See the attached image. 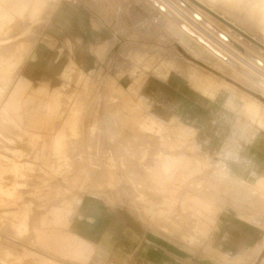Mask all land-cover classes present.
Instances as JSON below:
<instances>
[{
    "label": "rangeland",
    "instance_id": "obj_1",
    "mask_svg": "<svg viewBox=\"0 0 264 264\" xmlns=\"http://www.w3.org/2000/svg\"><path fill=\"white\" fill-rule=\"evenodd\" d=\"M156 3L154 0H30L23 15L19 16L4 7L0 0V87L9 89L13 84L11 94L16 91V86L22 88L19 99L15 100L16 106L13 104L8 108L5 103L0 106V197L13 200L18 198L14 195L16 192H25L28 198L34 197L35 122H38L40 195L42 188L52 184V178L65 177L70 169L67 153L57 150L52 156L47 153L48 167L41 169L39 149L42 143L55 145L59 150L61 143H81L82 136L69 118L80 117L84 111H121L124 113L123 144L138 145V154L133 153L138 157L133 158H138L140 175L151 176L150 166L153 161L163 159L164 150L181 151L189 196L185 208L193 214L199 233L206 235L216 225L221 234L234 225L236 217L264 226V164L249 169L255 174H243L252 180L239 179L233 186L223 163L233 149L234 137L253 141L260 132L264 137V91L240 72L213 62L204 52L186 43L179 36L173 20L158 6L159 3L168 4V12L180 23L183 19L173 14L171 10L174 8H179L188 20L196 16L201 23L209 24L214 34L238 48L245 62H256L255 67L264 71V0H157ZM66 10L69 18L64 14ZM34 42L35 45L32 44ZM37 44L38 48L44 49L49 60L44 58L36 63L38 79L36 82L33 80L35 84L31 89L30 79L35 73V65L28 66L25 79L16 85L14 78ZM178 66L186 75L178 72ZM240 69L243 71L242 67ZM151 80L156 81L154 86ZM260 80L264 83L262 78ZM117 83L123 87L116 88ZM132 83L135 86L128 87ZM167 84L183 93L187 88L204 94L205 101L211 106L219 105L227 112V116L220 114L215 121L225 126V133L219 135L215 144H211L212 138L204 140L201 133L182 125L177 115L170 114L165 120L154 112L156 107L165 105L159 95L150 98L145 90L167 88ZM35 88H38V96L33 97ZM246 95L252 100L249 101ZM218 96L223 99L216 101ZM5 99L9 100V92ZM39 117H48L44 122L46 125L39 124ZM54 123L60 124L57 131ZM17 143L32 151H1L3 145L14 146ZM100 147L103 149L104 146ZM170 170L177 168L171 167ZM236 183L241 187L236 189ZM79 193L110 211L120 206L127 207L119 202L111 205L103 197L96 198L86 191ZM254 197L257 201L253 200ZM25 206L32 208L33 200H28ZM250 207H259L263 212L253 211ZM127 212L153 231L150 214L142 210L145 216L142 219L131 209ZM27 224L26 220L24 226ZM159 233L161 238L170 240L171 245L183 250L186 264H245L243 259L249 257V254L243 257L240 250L236 256L224 260L207 249L205 243L194 240L193 234L185 229L171 236L162 231ZM11 238L10 233L0 231V244L13 242L60 264H88L73 256L34 246L28 240L12 241ZM223 250L235 254V244H226ZM263 261L264 249L255 264Z\"/></svg>",
    "mask_w": 264,
    "mask_h": 264
},
{
    "label": "crops",
    "instance_id": "obj_2",
    "mask_svg": "<svg viewBox=\"0 0 264 264\" xmlns=\"http://www.w3.org/2000/svg\"><path fill=\"white\" fill-rule=\"evenodd\" d=\"M29 1L1 0V3L15 14L22 16ZM30 54L27 56L29 60L26 58L19 74L14 78L16 85L22 83L28 66L36 61L38 44ZM37 79L38 65L35 64V73L30 79V89ZM151 82L154 86L156 81L151 80ZM133 84L128 87L135 86ZM167 85L169 86L167 88L145 90V94L150 98L159 95L165 105L156 107L154 112L165 120L170 114L177 115L182 125L192 128L195 133H201L204 140L212 138L211 144H215L219 135L223 136L225 133V126L216 124L215 121L220 114L227 116V112L219 105L211 106L205 101L204 94L200 95L186 88V95L178 88ZM11 87L12 84L9 89L0 87V106L8 92L9 96L11 95ZM115 87L119 88L123 85L117 83ZM5 90L8 91L5 92ZM32 93L33 97L38 96V88H35ZM188 95L193 96L194 100ZM247 98L249 101L252 100L250 96ZM199 99L207 104L201 103ZM215 99L220 101L223 98L218 96ZM47 118L39 117V124L46 125L44 122ZM69 120H73L72 125L77 127L78 134L82 136V142H68L63 144L60 150L55 145L42 143L39 149L42 158L41 169L48 167L47 153H51L52 156L56 150L67 153L70 169L65 177L52 178V184L42 188L40 195H38V122H35L34 197L28 198L25 192L14 193L18 198L13 200L0 197V231L10 233L13 237L12 241L28 240L34 246H41L57 254L73 256L88 264L132 262L135 264H186L183 261L186 256L183 250L171 245L170 240L161 238L159 233L162 231L171 236L174 232L185 229L193 234L194 240L205 243L207 249L224 260L236 256L240 250L243 251V257L254 251V254L251 253V256L247 258V260L251 259L250 261L246 259L243 261L247 262L245 264L256 263L264 249V226L236 217L234 225H230L229 229L223 230L221 234L216 225L206 235L196 230L195 218L185 208L189 196H187L186 172L182 170L181 165L184 159L180 150L178 152L164 150L163 159L152 162L150 166L152 174L148 178L140 175L138 158H133L138 157L133 154H138V145L123 144V112L84 111L80 117H72ZM59 126V123H54V128L58 129ZM232 144L234 149L224 159L225 167L229 169L230 175L238 180H252L249 175L243 174H255V171L250 172L249 169L264 164L263 135L260 132L253 141L234 137ZM102 145L103 149L100 147ZM7 150L32 151L20 143L14 146L3 145L1 151L5 153ZM171 167H176L177 170H170ZM80 191H86L96 198L103 197L111 205L119 202L127 207L119 205L120 207H116L115 211L104 209L99 204L83 198ZM28 200H33L32 208L25 206ZM76 206L78 208L75 211ZM128 209L142 219H145L142 210L150 214L153 218V231L127 212ZM250 209L263 212L260 208L257 210L250 207ZM227 211L234 214L228 208ZM26 220L28 224L24 226ZM226 244H235L236 253L224 251ZM219 252L228 256L219 255ZM213 261L216 260L213 259ZM0 264L60 263L9 242L0 244Z\"/></svg>",
    "mask_w": 264,
    "mask_h": 264
},
{
    "label": "bare ground",
    "instance_id": "obj_3",
    "mask_svg": "<svg viewBox=\"0 0 264 264\" xmlns=\"http://www.w3.org/2000/svg\"><path fill=\"white\" fill-rule=\"evenodd\" d=\"M154 2L156 3L157 0H154ZM157 4V3H156ZM166 4V3H165ZM160 10L162 12H165L169 18L171 20H173L174 22V25H176L178 27V31H179V36L186 42L188 43L189 45L193 46L197 51H201V52H204V54H206V56H209L211 60H213V62H217V63H220L222 64L223 66L225 67H228L232 70H235V72H240L243 76H245L247 79L251 80V81H254L256 83V85H258V87H261L262 91H264V83L260 80L261 78L264 80V71H262L260 68L258 69V67L256 66L255 67V64L256 62H254V64H252L250 61H244L245 58L241 57V53L239 52V49L230 45L229 42L224 38V37H221V36H218L216 34H214V30L210 29V25H206L207 23H201L200 22V19L197 18L196 16H193L192 20L191 19H187L184 17V15L182 14V11L179 9V8H174L173 10V14L177 15L178 19L179 18H182L183 22H178L174 19V17L172 16L171 13H169L168 11H170V6L167 4V5H164V4H158ZM172 9V8H171ZM65 16H67L69 18V14H68V11L66 10L65 11ZM72 14V13H71ZM70 14V15H71ZM188 17V16H187ZM189 18V17H188ZM82 24V23H81ZM80 24V26H81ZM84 27V26H83ZM77 29V27H74V29ZM32 44H36L35 42L32 43ZM33 46V45H32ZM189 48V47H188ZM27 49V48H26ZM191 49V48H190ZM11 50V49H10ZM28 50V49H27ZM26 50V51H27ZM12 51V50H11ZM31 51V48L29 51H27L28 53ZM195 51V50H193ZM6 52V51H5ZM27 54V53H26ZM196 54V53H195ZM31 55V54H30ZM28 56V55H27ZM12 57V56H11ZM10 57V58H11ZM208 57V58H209ZM27 58V57H26ZM47 61L49 60V57L46 55V52L44 51L43 48H38V54H37V58H36V61H34L32 63V66L35 65L38 61V64H39V61H42V59H44ZM12 59V58H11ZM19 59V58H18ZM27 60H29V58H27ZM10 61V60H9ZM173 61V60H172ZM171 62V61H170ZM168 62V63H170ZM27 63V62H26ZM173 63V62H172ZM180 63V62H179ZM189 64V63H188ZM179 65V64H178ZM196 66V65H195ZM258 66H261V65H258ZM177 67V66H176ZM199 67V66H198ZM240 67L243 68V71L245 69V72L242 71V69H240ZM175 68V67H174ZM263 68V67H262ZM178 72L179 73H182V75L184 74V70L181 69V67L179 68L178 66ZM185 69V68H184ZM190 70H188L189 72ZM176 73V71H175ZM208 73V72H207ZM14 74V73H13ZM28 74H30V72H28ZM159 74V73H158ZM157 74V76H158ZM211 74V73H210ZM34 75V74H33ZM186 75V74H184ZM183 75V76H184ZM190 75V74H189ZM194 75V74H193ZM239 75V74H238ZM30 76V75H29ZM212 76V75H211ZM211 76L209 78H211ZM12 77V76H11ZM28 77V76H27ZM33 77V76H32ZM31 77V78H32ZM68 78V77H67ZM216 78V77H215ZM206 79V78H205ZM214 79V78H213ZM194 80V79H193ZM207 80V79H206ZM215 80V79H214ZM208 81V80H207ZM210 81V80H209ZM217 81V80H216ZM12 82V81H11ZM262 83V84H261ZM204 84V83H203ZM202 84V85H203ZM13 85V84H12ZM196 85V84H195ZM260 85V86H259ZM198 87V86H197ZM200 89V87H199ZM210 89V88H209ZM130 90V89H129ZM21 91H22V88H17L16 86V91H12L13 93L9 96V100H6L4 101L2 104H6L8 105V108H10L13 104V106H16V101L15 100H18L19 99V96L21 94ZM87 91V90H86ZM209 91V90H208ZM206 92V90L204 91ZM26 94V93H25ZM193 95V94H192ZM208 95V94H207ZM193 97V96H192ZM204 97V95H203ZM198 98V97H197ZM123 99V98H122ZM134 99V98H133ZM200 100V99H199ZM202 100V99H201ZM200 100V101H201ZM10 101V102H9ZM131 103V102H130ZM62 104V103H61ZM125 104V103H124ZM4 108V107H3ZM13 108V107H12ZM18 108V107H16ZM126 108V107H125ZM128 108V106H127ZM126 108V109H127ZM10 110V109H8ZM16 110V109H15ZM51 110V109H50ZM78 110V109H77ZM119 110V108H118ZM13 111V110H11ZM106 111V110H105ZM117 111V110H116ZM136 111V110H135ZM1 112V110H0ZM15 112V111H14ZM50 112V111H49ZM114 112V111H113ZM119 112V111H118ZM64 113V112H63ZM1 116H2V112L0 113ZM5 114V113H4ZM3 114V115H4ZM77 114V113H76ZM137 114V113H136ZM107 115V114H106ZM75 116V115H74ZM81 116V115H80ZM79 117V116H78ZM71 119V118H70ZM75 122V121H74ZM78 122V121H77ZM263 122V120H262ZM13 124V123H12ZM130 124V123H129ZM16 125V124H15ZM77 125V124H76ZM146 125H149L146 124ZM57 129V128H56ZM67 129V128H66ZM63 131V130H62ZM178 131V130H177ZM75 133V132H74ZM126 134V133H125ZM59 135V134H58ZM127 135V134H126ZM123 139V138H122ZM190 141V140H189ZM61 142V141H60ZM59 143V142H58ZM251 143V142H249ZM61 146H62V143H61ZM233 146V145H232ZM234 147V146H233ZM234 149V148H233ZM232 149V150H233ZM68 151V150H67ZM263 152V151H262ZM224 153V152H223ZM172 154V153H171ZM200 154V153H199ZM208 154V153H207ZM215 155V154H214ZM232 155V154H231ZM199 156V155H198ZM229 156V155H228ZM227 156V157H228ZM200 157V156H199ZM167 158V157H166ZM133 160V159H132ZM171 160V159H170ZM166 161V160H165ZM177 161V160H175ZM127 162V161H126ZM172 163V162H171ZM135 164V163H134ZM169 165V164H168ZM220 165V164H219ZM165 166V165H164ZM173 166V165H172ZM224 166V165H223ZM163 167V166H162ZM225 167V166H224ZM174 168V167H173ZM220 168V167H219ZM227 168V167H226ZM165 169V168H164ZM168 169V168H166ZM217 169V168H216ZM218 170V169H217ZM220 171V170H219ZM143 173V172H142ZM168 173V172H167ZM221 173H224V171H222ZM227 173H228V176H229V179H230V182H234L232 184L233 186H235V181H237L238 179H236L235 177L231 176L230 173H229V169L227 168ZM233 173V172H232ZM223 175V174H222ZM18 176V174H17ZM224 176V175H223ZM219 177V176H218ZM239 177V176H238ZM237 177V178H238ZM74 179V178H73ZM228 180V179H227ZM243 183V182H241ZM214 184V183H213ZM237 184V183H236ZM240 184V183H239ZM212 185V184H211ZM216 185V184H215ZM226 185V184H225ZM242 185V184H241ZM231 186V185H230ZM245 186V185H244ZM94 187V186H93ZM214 187V186H213ZM237 187H241L240 185L238 186V184L236 185V189ZM243 188V187H242ZM242 188H240V191H242ZM245 188V187H244ZM99 190V189H98ZM218 190V189H217ZM239 190V188H238ZM94 191V190H93ZM209 191V190H208ZM248 191V190H247ZM246 191V192H247ZM221 192V191H220ZM259 192V191H258ZM4 193V192H3ZM241 193V192H240ZM194 194V193H193ZM225 194V193H224ZM3 196V195H2ZM254 196H256V194H254ZM258 196V195H257ZM262 197V196H261ZM251 199L253 197H250ZM257 199V198H256ZM255 200V197L254 199ZM257 201V200H255ZM260 201V200H259ZM223 202V201H222ZM246 202V201H245ZM223 205V203H221ZM260 204V202H258V205ZM217 205V204H216ZM224 206V205H223ZM250 206V205H249ZM257 210H259V207L257 208ZM262 210V209H261ZM244 211V210H243ZM252 213V212H251ZM252 218V217H250ZM249 218V219H250ZM252 223V222H251ZM258 228V227H257ZM250 233V232H249ZM241 236V235H240ZM241 239V238H240ZM261 240V239H260ZM248 243V242H247ZM256 244V243H255ZM252 245V244H251ZM259 246V244H257ZM260 247V246H259ZM254 249V248H253ZM255 250V249H254ZM256 251V250H255ZM254 252V251H253ZM253 252H251L252 254H254ZM259 252V251H258ZM251 253L250 255L248 256H251ZM16 256V255H15ZM14 256V257H15ZM253 257V256H252ZM255 257V256H254ZM256 259V258H255ZM244 260V259H243ZM249 261L251 259H248ZM246 259V261H248ZM254 260V259H253ZM252 263H254L253 261H251ZM7 263V262H6ZM244 263H247L244 261ZM264 264V261L263 263Z\"/></svg>",
    "mask_w": 264,
    "mask_h": 264
}]
</instances>
